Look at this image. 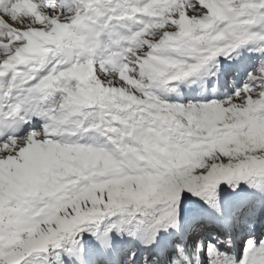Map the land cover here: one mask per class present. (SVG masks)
<instances>
[{"label":"snow or ice","instance_id":"6c2138e0","mask_svg":"<svg viewBox=\"0 0 264 264\" xmlns=\"http://www.w3.org/2000/svg\"><path fill=\"white\" fill-rule=\"evenodd\" d=\"M124 21L140 27L120 34ZM249 44L250 70L237 51ZM219 56L236 63L223 68ZM209 62L218 81L243 72V84L222 100L169 102L154 92L179 95L169 82ZM37 68L44 74L33 75ZM17 79L35 82L5 110ZM57 93L53 106H39ZM7 118L16 127L0 141V264H30L65 242L79 245L77 264H112L111 234L133 221L149 225L142 264H264V237L250 235L239 259L228 251L233 227L264 218V188L252 183L264 178V0H71L66 8L0 0V124ZM90 131L107 143L64 135ZM221 184L234 199L221 196ZM206 227L218 231L202 235ZM85 231L96 243L91 257L80 244Z\"/></svg>","mask_w":264,"mask_h":264},{"label":"rangeland","instance_id":"374dc122","mask_svg":"<svg viewBox=\"0 0 264 264\" xmlns=\"http://www.w3.org/2000/svg\"><path fill=\"white\" fill-rule=\"evenodd\" d=\"M71 3L69 2L67 5H64L65 8L68 7ZM62 6V7H64ZM140 27L139 23L136 21H124L120 24H118L115 28V30L120 34H128L131 31L138 30ZM256 45L249 44L245 47H242L238 49L237 51L240 53V63L244 64L245 66L249 67V70L251 66H254V61L257 57V54L254 52L248 51L250 48H254ZM236 53H232V56H235ZM182 59H185L187 62H192L190 57H182ZM216 61H218L223 68H227L226 61L227 58L224 56H219L215 58ZM234 63V60H233ZM232 63V65H233ZM236 63V61H235ZM234 63V64H235ZM234 66V65H233ZM98 68V65H97ZM231 68V67H230ZM215 71L213 62H209L208 65L205 66V69L202 70L201 74H197L195 76L186 78L184 81H175V82H169L167 85L168 88H177L179 95L176 92L171 91H165L163 89H154V92L160 96L161 98H164L168 100L169 102H180V103H187L189 101H205L210 99H217L222 100L224 99L225 93L231 94L235 88L240 87L244 82V76L246 73H241L238 76H228L225 77L222 83V88L219 90V93L213 94L212 89L205 92V87L209 79L211 78V73ZM207 74V75H206ZM210 74V75H209ZM205 78V80H204ZM35 82V80H33ZM32 82V81H31ZM234 82V83H233ZM219 89V86L218 88ZM56 96L53 98V104L58 99V93L55 94ZM53 106V105H52ZM88 111H91L89 109ZM42 121L38 120L35 123H33L31 126L34 128H38L40 123ZM258 134H264V125L260 126L257 129ZM23 135V134H22ZM64 135L67 137L70 141H75L78 143H90L94 145H103L107 143L106 137H104L102 134L90 131L87 133H81L77 132L75 134L69 135L67 132L64 133ZM72 159H76L75 157H72ZM252 183L256 186V188H264V178H255L253 179ZM240 188L244 190V192H250L253 191L247 187V185L241 183ZM219 191L221 193V196L225 199H234L235 196L232 193L231 189L228 188L226 184H221ZM189 198L193 201L195 205L203 206L202 203L198 200V198L191 197L190 194ZM193 207L189 206L187 209L182 208V214L185 217H190L193 213ZM119 216L115 217H106L103 219L99 224V231L100 233L103 232L104 228L111 222L118 220ZM236 228V242H233L232 240V248L228 251L231 252L233 256H235L237 259L240 257V252L242 247L244 246V243L242 241L245 239V237H249L250 235L253 236L258 243L259 239L261 237H264V218H257L256 222L250 224V225H243V226H235ZM97 226L93 225L92 230H96ZM207 228V227H206ZM140 230V231H139ZM205 230V229H204ZM203 230V232H204ZM132 232L135 234V238H130L127 233ZM139 232V233H138ZM202 232V234H203ZM138 233V234H136ZM150 234L149 225L147 223L143 225H137L135 221H133L131 224H124L122 226V232L121 235L118 236L115 231L112 232L113 239L116 240V242H120L119 245L116 244V248L119 252V258L121 259L120 264H127L128 256L131 252L136 251V257L134 258L135 264H142L141 256L142 253L145 251L139 241L141 239L146 238ZM204 235V234H203ZM82 239H80V244L83 245L86 254L91 257L93 250L95 249L96 243L93 237L89 234V232L85 231L81 234ZM199 238V237H198ZM127 241V242H126ZM125 243V244H124ZM243 244V246H241ZM223 247V246H221ZM73 248V251L71 254H66V249ZM79 245L73 246L71 242H65L60 249L52 250L49 249L48 252L49 256L46 259L47 264H59V261L57 260V256L60 257L61 260H63V264H74V260L78 261L79 259V251H78ZM76 254H75V253ZM44 254V253H42ZM33 255L32 257H29L28 260L30 264H35L36 262L40 261L41 258L40 255ZM73 255H76L77 258L73 259ZM36 257H38L36 259ZM40 257V258H39ZM41 262H43V259L41 258ZM49 262V263H48ZM77 263V262H76Z\"/></svg>","mask_w":264,"mask_h":264},{"label":"bare ground","instance_id":"6f19581e","mask_svg":"<svg viewBox=\"0 0 264 264\" xmlns=\"http://www.w3.org/2000/svg\"><path fill=\"white\" fill-rule=\"evenodd\" d=\"M71 3V0H62V6H64V5H67L68 3ZM64 8H65V6H64ZM232 63H233V60H231V59H227V61H226V67L227 68H230L231 66H232ZM44 72H45V69L44 68H37L36 69V71H35V73H33V75H43L44 74ZM10 75V74H9ZM210 75V74H209ZM215 78V77H214ZM4 80H5V82L7 81V79H8V77H7V79H6V77L5 78H3ZM211 79V78H210ZM30 83H34V81H29V82H27V83H24V82H22L21 80H19V79H17L16 81H13V86H12V88H11V90L9 91V95H8V97L6 98V102H5V110H7V104L8 103H14L15 101H16V99L23 93V91H24V89H26V87L27 86H29V84ZM218 88V87H217ZM218 90V89H217ZM56 95H49V96H47V97H45L44 99H42L40 102H39V106H42V107H44V108H47V107H51L52 105H54L53 104V98L55 97ZM55 99V98H54ZM21 114H23V112L21 111ZM32 122V121H31ZM12 128L13 127H11L9 130H8V132H7V134L8 133H11V131H12ZM114 238V237H113ZM248 237H246L245 238V240L247 239ZM115 241V245L117 244V245H119V243L120 242H116V240H114ZM245 242V241H244ZM243 248V247H242ZM49 253L50 252H48V253H44V254H42V255H40L41 256V258L43 259V262H41V258L39 259L40 261H38V262H36L35 264H47V262H46V259L48 258V257H50L49 256ZM75 253V252H74ZM76 254V253H75ZM75 257H77L76 255H73V259H75ZM38 257H36V259H37ZM77 262V260L75 261L74 260V264H77L76 263ZM49 263V262H48Z\"/></svg>","mask_w":264,"mask_h":264}]
</instances>
